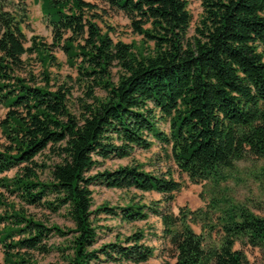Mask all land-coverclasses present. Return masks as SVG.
<instances>
[{"label": "trees", "instance_id": "16d2710c", "mask_svg": "<svg viewBox=\"0 0 264 264\" xmlns=\"http://www.w3.org/2000/svg\"><path fill=\"white\" fill-rule=\"evenodd\" d=\"M199 1L190 35L187 0H41L48 42L27 35L24 0H0V264H39L35 255L53 249L50 238L68 235L57 264H138L154 255L142 230L95 246L99 214L126 222L158 216L171 264H247L237 243L264 257V217L246 206L212 197L206 208L174 214L184 184L171 171L140 163L96 170L157 142L191 183L216 187L234 162L264 157V0ZM112 11L126 16L139 43L113 39L115 28L101 23ZM55 49L76 76L59 75ZM44 150L57 160L39 163ZM46 169L50 179L40 180ZM94 185L154 191L164 205L92 209ZM24 206L63 209L73 228L47 226Z\"/></svg>", "mask_w": 264, "mask_h": 264}, {"label": "rangeland", "instance_id": "374dc122", "mask_svg": "<svg viewBox=\"0 0 264 264\" xmlns=\"http://www.w3.org/2000/svg\"><path fill=\"white\" fill-rule=\"evenodd\" d=\"M30 17L31 31H27L30 36L33 33L40 35L46 41H51L50 28L48 27L44 16L42 15L40 4L41 0H24ZM94 3H100L99 0H87ZM188 10L192 15V22L189 29L191 35L194 27L202 13V7L199 0H187ZM107 22L115 28V32L111 33L114 40H122L127 43H139L141 36L134 34L129 28V21L121 12H110L107 15L103 14L101 23ZM54 54L58 61L62 63L59 75L65 76L71 74L76 76V71L73 67L66 63V55L60 49H55ZM35 71L39 70L37 64L33 65ZM56 72L55 68H51ZM112 77L117 78V68L112 69ZM79 89H74V95L79 93ZM99 93V91H98ZM158 127L168 132V124L158 122ZM0 141H2L0 137ZM40 163L50 165L56 161L55 156L49 155L48 150L36 157ZM131 163H140L145 171L152 173H166L171 171L176 180L183 182L182 190L176 194L174 201L170 204V210L177 214L180 208H188L196 210L198 208H206L210 199L213 197H227L229 201L246 206L254 214L264 217V157H248L240 161L234 162L232 168L224 171L225 179H222L218 186L212 187L210 184H194L191 183L185 174L177 171L173 161L167 157V154L160 148L157 142L149 149H135L132 155L128 158H110L104 161L103 165L97 167L96 170L114 169L120 165H128ZM15 171L5 173L6 176H13ZM40 180L47 181L50 179L48 169L38 171ZM0 191H2L0 189ZM92 209L106 203L111 206L124 205L130 201H141L146 204H157L162 207L164 205L163 196L160 193L141 192L134 188L130 189H115L106 188L101 185L92 186ZM12 200V198H11ZM19 205V201L14 199ZM28 214L40 220L47 226L57 225L62 229L73 228V223L65 217L64 210L60 209L57 212H51L41 206L32 207L24 206ZM96 221L98 241L95 246L103 243L113 242L119 236L122 239L124 236L132 233L135 230H142L145 234V241L153 247L154 255L146 262L138 264H171V250L169 245L162 239V224L158 216L150 214L147 220L126 222L122 221L118 216H110L99 214ZM194 229L199 232L200 227L193 225ZM66 237L52 236L49 244L53 249L47 254H36L35 260L39 264L60 263L63 262V256L60 251H57V246L67 245ZM236 249H240L246 256L247 264H264L263 255L259 247L243 246L237 243ZM67 252V251H66ZM1 261V254H0ZM93 264H118L111 261H99ZM133 264V263H123Z\"/></svg>", "mask_w": 264, "mask_h": 264}]
</instances>
